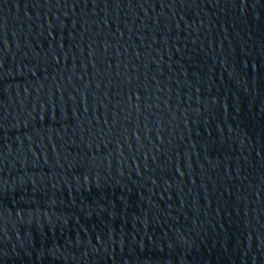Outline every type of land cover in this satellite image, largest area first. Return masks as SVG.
Listing matches in <instances>:
<instances>
[{
	"label": "water",
	"instance_id": "1",
	"mask_svg": "<svg viewBox=\"0 0 264 264\" xmlns=\"http://www.w3.org/2000/svg\"><path fill=\"white\" fill-rule=\"evenodd\" d=\"M0 264H264V0H0Z\"/></svg>",
	"mask_w": 264,
	"mask_h": 264
}]
</instances>
